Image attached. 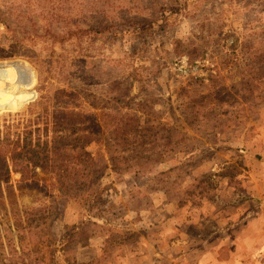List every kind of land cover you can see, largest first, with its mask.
I'll return each mask as SVG.
<instances>
[{
    "label": "rangeland",
    "instance_id": "obj_1",
    "mask_svg": "<svg viewBox=\"0 0 264 264\" xmlns=\"http://www.w3.org/2000/svg\"><path fill=\"white\" fill-rule=\"evenodd\" d=\"M12 64L0 264H264V0H0ZM67 109L127 134L24 186L9 157L41 160Z\"/></svg>",
    "mask_w": 264,
    "mask_h": 264
},
{
    "label": "trees",
    "instance_id": "obj_2",
    "mask_svg": "<svg viewBox=\"0 0 264 264\" xmlns=\"http://www.w3.org/2000/svg\"><path fill=\"white\" fill-rule=\"evenodd\" d=\"M105 115L111 119L109 120L106 119V121H104L105 124L98 125L99 128L96 129L91 124L92 121H93L92 122L93 124L95 125L98 124L97 122L98 120L94 121L93 119V117L95 116L94 113H91V112H88V113L78 112L77 113L75 111L68 110V109L64 110L61 113L60 121L58 124L61 127V130H63L64 132H67L68 130H70L72 134H70V131H68L66 135H61L57 137V142L53 144L52 149H49L48 151L43 153V158L41 160L39 159L40 154H38L37 156L31 155V157L25 161L19 160L18 158L16 159V157H9L13 159L14 164L19 167L18 172L21 175V180L23 182H27L24 186L30 185V183H28V180H31L35 177L34 176L36 175L35 169H37L38 167L44 168V165L48 164L50 161L53 162V167L57 166L56 164L57 161H59V163L61 164L60 166H62L63 165L62 163L68 160L69 154L67 153L70 151H73L72 155L81 164L93 162L94 154L88 151L86 147L91 141L94 140L95 137H98L99 133L101 132L100 131L101 128L104 130L106 129L105 127L107 126L109 127L113 126L114 128H112L111 133L113 132L120 133L121 135L127 134L125 127H122V125H120V122H119L121 121L122 124L124 123L128 125V120L123 118V117H126L127 115H123V116L119 114L111 115L108 113L107 114L105 113ZM119 117H122V118H119ZM77 125L79 127H77ZM75 129L77 130L79 129L81 132L76 133L77 130L75 131ZM135 129L137 130V128ZM70 138L73 139V143H68L71 141ZM68 139L70 141H68ZM58 141H59V144H57ZM6 162H7V159H6ZM30 165L33 166L32 168L33 173H30V168H29ZM6 167L8 169L4 176L7 177V175L9 174V167L8 166ZM86 176H88V174H86ZM2 178L3 177H0V179ZM63 183L65 182L63 181ZM24 186L21 185V187H24Z\"/></svg>",
    "mask_w": 264,
    "mask_h": 264
},
{
    "label": "bare ground",
    "instance_id": "obj_3",
    "mask_svg": "<svg viewBox=\"0 0 264 264\" xmlns=\"http://www.w3.org/2000/svg\"><path fill=\"white\" fill-rule=\"evenodd\" d=\"M12 62H14V61H12ZM24 68L20 67L18 64H12V65H9L7 67H3L0 65V84H1V86L6 87L8 84H15L16 82H21L23 84L24 88H30L32 86L33 82H32L31 77L27 76L28 78L24 79V76L27 75V73H26L27 71ZM27 69H28V67H27ZM5 77H7L8 81L3 80V78H5ZM2 94H3V96H2ZM2 94L0 95V107L5 106L4 108H9L14 103H16L17 105H19L20 103H23L22 99L19 98V96L11 97L9 95L7 96L6 95L7 93H3V92H2ZM5 96H7V97H5Z\"/></svg>",
    "mask_w": 264,
    "mask_h": 264
}]
</instances>
